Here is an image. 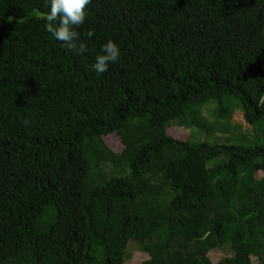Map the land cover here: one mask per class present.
Masks as SVG:
<instances>
[{
  "label": "trees",
  "instance_id": "16d2710c",
  "mask_svg": "<svg viewBox=\"0 0 264 264\" xmlns=\"http://www.w3.org/2000/svg\"><path fill=\"white\" fill-rule=\"evenodd\" d=\"M45 4L0 0V264H264V0H91L81 55Z\"/></svg>",
  "mask_w": 264,
  "mask_h": 264
},
{
  "label": "clouds",
  "instance_id": "9594fccd",
  "mask_svg": "<svg viewBox=\"0 0 264 264\" xmlns=\"http://www.w3.org/2000/svg\"><path fill=\"white\" fill-rule=\"evenodd\" d=\"M90 3L91 0H46L45 6L50 10L40 16V19L46 22V31L76 55H81L88 50L86 40L81 38L76 28L85 23L86 8ZM84 36L87 40H91L94 32L89 30ZM119 58V46L109 39L102 45L101 54L96 56L93 67L98 74L104 73L108 66L117 62ZM259 104L264 105V97H261ZM22 123L27 126L30 121L25 119Z\"/></svg>",
  "mask_w": 264,
  "mask_h": 264
},
{
  "label": "rangeland",
  "instance_id": "374dc122",
  "mask_svg": "<svg viewBox=\"0 0 264 264\" xmlns=\"http://www.w3.org/2000/svg\"><path fill=\"white\" fill-rule=\"evenodd\" d=\"M215 104L209 103L208 105L204 106L202 109V113L204 117L207 118L208 122H215L214 118V113H215ZM234 118L232 117L229 120H234L235 125L230 124V131L227 133L223 132H215L211 137H209V140L214 137L216 134L217 137L222 141H225L228 135H239L242 134L245 130H247V125L243 121L241 114L239 112H236L234 114ZM178 124L173 125V127H177L176 131L175 129H171V133L174 135L175 138H180L185 140L189 133L192 134L193 131L188 127V126H177ZM219 129L224 130V124L223 122L218 124ZM201 139H205V135L202 133L200 135ZM106 144L115 152L120 153L124 150V145L117 134H109L107 137L104 138ZM228 253L220 251V250H215L212 251L208 254V258L212 263H216L220 261L222 258L226 257ZM148 259V255L144 253L136 244L132 243L129 248V255L127 257V260L125 261V264H142L143 261Z\"/></svg>",
  "mask_w": 264,
  "mask_h": 264
}]
</instances>
